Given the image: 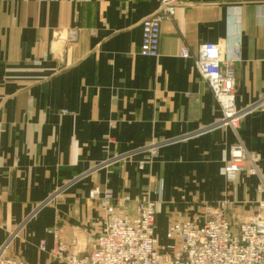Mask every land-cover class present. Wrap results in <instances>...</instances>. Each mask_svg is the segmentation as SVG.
Listing matches in <instances>:
<instances>
[{
  "label": "crops",
  "instance_id": "0c3cea01",
  "mask_svg": "<svg viewBox=\"0 0 264 264\" xmlns=\"http://www.w3.org/2000/svg\"><path fill=\"white\" fill-rule=\"evenodd\" d=\"M161 2L0 0V221L8 225L0 248L60 191L43 223L12 242L28 264H55L58 221L67 238L90 236L101 217L88 198L95 187L130 197L120 207L132 214L138 199L159 202L160 241L170 222L201 226L222 201L235 206L237 219L255 217L260 178L226 180L236 137L216 127L220 109L180 52L221 45L235 69L237 109L255 107L239 135L264 177V0H184L162 24L160 57H142V22ZM152 146L158 155L140 170L150 154L137 151ZM38 233L49 238L33 242Z\"/></svg>",
  "mask_w": 264,
  "mask_h": 264
},
{
  "label": "built area",
  "instance_id": "2783aa9c",
  "mask_svg": "<svg viewBox=\"0 0 264 264\" xmlns=\"http://www.w3.org/2000/svg\"><path fill=\"white\" fill-rule=\"evenodd\" d=\"M183 1L162 0L157 12L142 22L139 51L142 57H160L162 24L175 17ZM180 57L193 62L213 95L222 115L216 127L229 128L236 137L223 167L226 180L232 183L241 173L258 176L263 196L264 177L259 174L257 158L247 151L239 135L246 111L255 107L244 112L237 109V81L233 64L223 58L222 47L218 43L203 44L196 54L184 47ZM144 150L150 154V160L141 163L140 170L146 164H152L158 155L155 146L137 152ZM88 198L102 213L101 233L91 238L88 249L82 252L78 243H68V239L55 231L50 252L55 264H264V198L258 202L255 217L249 220L232 218L233 206L222 201L212 208L215 211H208L201 226L192 221H172L167 226L165 237L168 243L164 246L160 245L156 234L159 202L148 197L139 199L132 214L120 207V204L131 203L132 199L128 196L118 200L112 191L95 187ZM9 244L0 248V264H28L18 257L6 256ZM39 248L45 252L47 243L42 241Z\"/></svg>",
  "mask_w": 264,
  "mask_h": 264
},
{
  "label": "rangeland",
  "instance_id": "374dc122",
  "mask_svg": "<svg viewBox=\"0 0 264 264\" xmlns=\"http://www.w3.org/2000/svg\"><path fill=\"white\" fill-rule=\"evenodd\" d=\"M79 180V179H78ZM77 179H75V180H73L74 182H76V181H78ZM72 181V182H73ZM62 196H64V193H62L61 191L60 192H58V193H56V194H53L52 196H50L45 202H43L42 204H40V206H38V208L41 210H39L40 212L35 216V218L34 219H32V221L30 222V223H28L25 227H24V225H21L20 227H18V229L17 230H15V232H13V234L10 236V239H8L7 241H6V243L5 244H7V243H10L8 246V250H6L5 252V254H6V256L8 255V256H14V257H18V258H20V259H23L24 261H25V259L22 257V256H19V255H14L12 252H11V247H12V242L18 237V238H20L19 236H20V232H21V234H22V232L23 231H26V229L27 228H29L30 227V229L32 228V227H34V226H39L41 223H43V219H44V217H45V213H43L45 210H43V209H46L47 207H49V206H51V205H55L57 202H60V200H61V198H62ZM139 200V199H138ZM90 201V200H89ZM137 201V200H136ZM91 202V201H90ZM93 203V202H92ZM95 204V203H94ZM233 207H235V206H233ZM216 208V207H215ZM215 211L216 209H212L211 211ZM99 211H100V209H99ZM36 212V211H35ZM35 212H34V215H35ZM101 212V211H100ZM233 213V216H232V218H235V217H237V214L236 213H234V212H232ZM100 214V213H99ZM34 215H32L31 217H30V219L34 216ZM101 215V217H99V221L97 222V223H95L94 224V231L93 232H91V234H90V236H87L85 239L84 238H80V240L79 241H77V238H79V234L77 233V235L75 234V235H73V237H69V238H67L66 237V235H64L63 234V232H62V229H63V227L61 226V224H60V222L58 221L57 223H56V225H55V227L53 228V230H52V232H51V234H52V236H53V233L55 232V231H58L60 234H62L66 239H68V243H71L72 245H76V243H78V247H79V250L80 251H86L87 249H88V244H89V240L91 239V238H93V237H95V236H97L99 233H101V229H102V222H103V217H102V213L100 214ZM256 215V214H255ZM29 219V218H28ZM241 220H244V219H241ZM240 220V221H241ZM27 221V220H26ZM24 222H25V220H24ZM157 225V224H156ZM7 227H8V225L5 223V222H2V221H0V229H2V230H7ZM20 228H22V229H20ZM23 230V231H22ZM18 231V232H17ZM27 233V232H26ZM26 233H24L23 234V237L24 238H26L27 236H28V234H26ZM156 234H157V232H156ZM47 236V238H49V236L48 235H45L44 233H38V234H36V236H33L32 238V240H33V242H37L38 241V239H39V237H41V236ZM157 236H158V234H157ZM158 238H159V236H158ZM159 242H160V245L161 246H164L163 244H167L168 242L166 241V240H164V236L163 237H161V241H160V238H159ZM163 243V244H162ZM4 244V245H5ZM33 254L34 255H38V253L36 252V251H33Z\"/></svg>",
  "mask_w": 264,
  "mask_h": 264
}]
</instances>
